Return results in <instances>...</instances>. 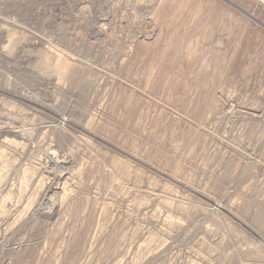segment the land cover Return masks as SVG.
Wrapping results in <instances>:
<instances>
[{
	"label": "rangeland",
	"instance_id": "374dc122",
	"mask_svg": "<svg viewBox=\"0 0 264 264\" xmlns=\"http://www.w3.org/2000/svg\"><path fill=\"white\" fill-rule=\"evenodd\" d=\"M0 264H264V4L0 0Z\"/></svg>",
	"mask_w": 264,
	"mask_h": 264
},
{
	"label": "bare ground",
	"instance_id": "6f19581e",
	"mask_svg": "<svg viewBox=\"0 0 264 264\" xmlns=\"http://www.w3.org/2000/svg\"><path fill=\"white\" fill-rule=\"evenodd\" d=\"M264 4V0H260ZM63 195V194H62Z\"/></svg>",
	"mask_w": 264,
	"mask_h": 264
}]
</instances>
